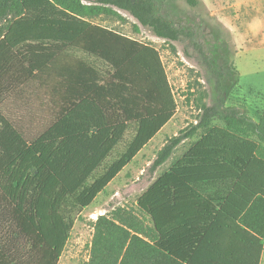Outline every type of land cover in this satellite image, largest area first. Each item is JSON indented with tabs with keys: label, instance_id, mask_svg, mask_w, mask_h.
<instances>
[{
	"label": "trees",
	"instance_id": "1",
	"mask_svg": "<svg viewBox=\"0 0 264 264\" xmlns=\"http://www.w3.org/2000/svg\"><path fill=\"white\" fill-rule=\"evenodd\" d=\"M119 10L185 35L156 0H0V264H58L78 214L176 112L158 51L91 21ZM216 88L156 153L151 170L203 131L135 210L93 222L88 264H260L264 117Z\"/></svg>",
	"mask_w": 264,
	"mask_h": 264
},
{
	"label": "rangeland",
	"instance_id": "2",
	"mask_svg": "<svg viewBox=\"0 0 264 264\" xmlns=\"http://www.w3.org/2000/svg\"><path fill=\"white\" fill-rule=\"evenodd\" d=\"M156 1L161 14L185 32L179 41L156 37L127 12L120 10L116 16L96 17L91 21L158 51L176 103V112L137 159L78 214L58 264H88L93 222L99 215L116 208L135 210V203L142 193L202 134L203 131L199 130L193 138L183 141L164 165L151 170L156 153L166 140L195 125L202 113L200 106L213 103L218 96L216 87H220V95L225 96L227 105L245 108L253 115L257 111L255 99L264 94V85H241L238 68V62L241 66L251 67L264 64V30L261 29V26L264 28V0ZM240 1L244 4L243 10ZM259 114L256 122L264 117L263 114L258 117ZM211 125H222V122L215 120ZM261 151L264 153V144Z\"/></svg>",
	"mask_w": 264,
	"mask_h": 264
},
{
	"label": "crops",
	"instance_id": "3",
	"mask_svg": "<svg viewBox=\"0 0 264 264\" xmlns=\"http://www.w3.org/2000/svg\"><path fill=\"white\" fill-rule=\"evenodd\" d=\"M245 4H246V2H245ZM255 5H256V10H257V2L255 1V3H254ZM243 2L242 1H240V6H241V8H242V10H243ZM259 10H260V8H259ZM244 13V12H243ZM244 15H246L245 13H244ZM261 25H262V23H261ZM255 28H256V26H255ZM259 28V27H258ZM261 29H263L264 30V28H263V26H261ZM257 31H261V30H257ZM260 33H262V32H260ZM263 34V36H264V33H262ZM263 63H261L260 65H256L255 67H251L250 65H246V66H241V64H239V62H238V68H239V72H240V83H241V85H253V86H255V87H260L261 85H264V64L262 65ZM255 101H256V113H255V115H253V114H251V113H249L248 111H246L247 112V114H248V116L249 117H251L253 120H255V121H257V114L258 113H260L259 115H258V117L260 116V115H264V94L263 95H261V96H257V98L255 99ZM243 109H245V108H243ZM257 118V119H256ZM167 125V124H166ZM165 125V126H166ZM164 126V127H165ZM163 127V128H164ZM162 128V129H163ZM162 129L151 139V141L162 131ZM151 141H149L148 142V144L147 145H145L135 156H134V158L132 159V161L130 162V163H128L116 176H115V178L105 187V189H107V187L108 186H110L114 181H115V179L123 172V170L125 169V168H127L131 163H133V161L134 160H136L137 159V157L144 151V149L150 144V142ZM105 189H104V191H105ZM104 191H102L101 193H99L98 195H97V197L100 195V194H102ZM96 197V198H97ZM96 198H95V200H96ZM94 200V201H95ZM263 248H264V243H263ZM260 264H264V249H263V253H262V255H261V260H260Z\"/></svg>",
	"mask_w": 264,
	"mask_h": 264
}]
</instances>
